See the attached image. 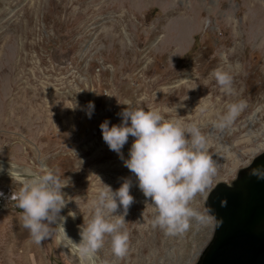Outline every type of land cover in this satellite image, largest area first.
<instances>
[{
    "label": "rangeland",
    "instance_id": "rangeland-1",
    "mask_svg": "<svg viewBox=\"0 0 264 264\" xmlns=\"http://www.w3.org/2000/svg\"><path fill=\"white\" fill-rule=\"evenodd\" d=\"M217 69L232 76V94L210 75ZM240 101L232 124L217 128ZM125 104L195 124L206 137L217 173L188 205L202 219L182 232L152 227L151 201L124 166L134 138L123 158L103 141L100 125L120 124ZM263 151L264 0H0V162L47 168L68 183L60 215L71 238H80L104 185L115 191L132 181L128 252L115 258L105 237L98 264H200L214 236L209 195ZM19 188L0 176V264H79L55 224L50 239L30 241L10 199Z\"/></svg>",
    "mask_w": 264,
    "mask_h": 264
},
{
    "label": "clouds",
    "instance_id": "clouds-1",
    "mask_svg": "<svg viewBox=\"0 0 264 264\" xmlns=\"http://www.w3.org/2000/svg\"><path fill=\"white\" fill-rule=\"evenodd\" d=\"M235 67L240 66L237 64ZM210 75L226 94L233 93L229 72L217 69ZM245 106L243 101L229 104L216 127L224 129L230 126ZM89 107L94 108V105L90 102ZM119 115L120 124L109 127L110 122L106 120L100 125L103 141L123 158L121 149L129 136L134 138L124 166L135 176L144 197L151 201L148 205L154 213L152 227L166 234H176L188 227L190 218L202 219L188 205L197 193L206 194L218 165L207 154V140L199 127L195 124L185 127L166 120L158 110L145 111L128 105ZM12 169L13 166L11 179L19 183L20 188L10 199L22 210L20 226L28 231L32 243L41 245L42 241L50 239L54 230L52 225L56 224L55 230L59 232L62 246L78 257L79 264H97V254L104 247L105 237L110 238L115 258L126 256L129 235L123 230L124 217L134 203V197L130 195V179L125 178L115 191L104 185L93 201L92 218L80 228L77 243L64 228L67 217L60 215L71 201L62 192L68 183L62 182L47 168H41L39 172L25 170L23 173ZM121 207L123 215H114ZM68 216L75 219L76 212L69 211ZM111 216L117 218L111 220Z\"/></svg>",
    "mask_w": 264,
    "mask_h": 264
},
{
    "label": "water",
    "instance_id": "water-1",
    "mask_svg": "<svg viewBox=\"0 0 264 264\" xmlns=\"http://www.w3.org/2000/svg\"><path fill=\"white\" fill-rule=\"evenodd\" d=\"M247 190L244 202L236 191H215L210 210L217 229L200 264H264V231L255 232L264 217V180L252 181Z\"/></svg>",
    "mask_w": 264,
    "mask_h": 264
},
{
    "label": "flooded vegetation",
    "instance_id": "flooded-vegetation-1",
    "mask_svg": "<svg viewBox=\"0 0 264 264\" xmlns=\"http://www.w3.org/2000/svg\"><path fill=\"white\" fill-rule=\"evenodd\" d=\"M264 175V151L256 155L249 163L247 166L241 168L235 175V177L232 179L233 182L230 183L229 186H224L221 185L217 187L208 197V209L209 212L211 213V199L213 196L216 194V190L219 189H225V190H230V191H236L240 193L241 198L244 201H247L249 198V193H248V186L252 181H262L264 179L261 178V176ZM213 218V224H214V236L211 239L209 245L207 246L206 250L211 246L212 242L214 241L215 238V233L217 229V220L212 214ZM264 231V217L261 218L257 224H256V229L255 232L260 233ZM205 250V252H206ZM204 252V253H205Z\"/></svg>",
    "mask_w": 264,
    "mask_h": 264
},
{
    "label": "bare ground",
    "instance_id": "bare-ground-1",
    "mask_svg": "<svg viewBox=\"0 0 264 264\" xmlns=\"http://www.w3.org/2000/svg\"><path fill=\"white\" fill-rule=\"evenodd\" d=\"M13 171H16V170H18V171H20L21 173H23L25 170H28V169H26V168H14L13 167V169H12ZM10 171H11V166H9V165H6V164H4L3 162H0V176L1 175H8V176H10ZM29 171V170H28ZM56 225V224H55ZM71 238V237H70ZM71 239H73L74 241H76L77 243L79 242V240H80V238H71ZM60 240H62L61 238H60ZM65 250H67L68 252H70L67 248H64ZM31 251V250H30ZM73 256H75L77 259H78V257L74 254V253H71ZM30 256V255H29ZM79 260V259H78ZM33 262V261H32ZM98 264V263H97Z\"/></svg>",
    "mask_w": 264,
    "mask_h": 264
}]
</instances>
